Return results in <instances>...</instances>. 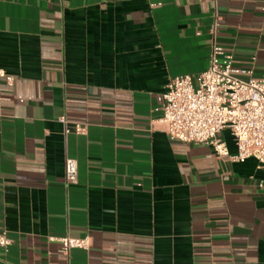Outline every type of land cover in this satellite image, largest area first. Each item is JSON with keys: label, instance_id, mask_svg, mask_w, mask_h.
I'll return each instance as SVG.
<instances>
[{"label": "crops", "instance_id": "0c3cea01", "mask_svg": "<svg viewBox=\"0 0 264 264\" xmlns=\"http://www.w3.org/2000/svg\"><path fill=\"white\" fill-rule=\"evenodd\" d=\"M213 41L261 78L264 0H0V264H264V166L231 161L227 129L219 155L160 121Z\"/></svg>", "mask_w": 264, "mask_h": 264}, {"label": "built area", "instance_id": "2783aa9c", "mask_svg": "<svg viewBox=\"0 0 264 264\" xmlns=\"http://www.w3.org/2000/svg\"><path fill=\"white\" fill-rule=\"evenodd\" d=\"M145 1L150 7L162 3V0ZM216 28L215 17L211 28L213 35ZM251 73V70L236 67L232 55L213 41L205 70L195 75H175L166 83L160 118L166 135L184 143L208 144L216 154L228 155L226 146L219 139V133L227 129L236 147L230 160L244 162L253 158L264 166V75L255 78ZM244 74L248 75L246 79L240 77ZM0 81L12 84L14 77L0 68ZM60 120L65 123L64 117ZM69 131L82 134L85 127L74 124L72 128H65V133ZM76 174V161L66 158L65 181L76 182ZM257 187L264 192V180H259ZM57 240L62 253L90 246L88 237L62 236ZM9 244L5 231L0 230V253Z\"/></svg>", "mask_w": 264, "mask_h": 264}, {"label": "rangeland", "instance_id": "374dc122", "mask_svg": "<svg viewBox=\"0 0 264 264\" xmlns=\"http://www.w3.org/2000/svg\"><path fill=\"white\" fill-rule=\"evenodd\" d=\"M241 77V76H240ZM242 79H244V78H242Z\"/></svg>", "mask_w": 264, "mask_h": 264}]
</instances>
